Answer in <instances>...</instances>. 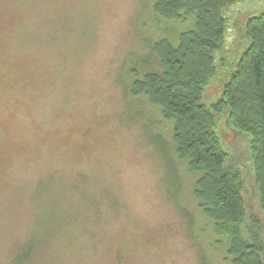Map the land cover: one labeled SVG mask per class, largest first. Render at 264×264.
Returning <instances> with one entry per match:
<instances>
[{
  "label": "rangeland",
  "instance_id": "obj_1",
  "mask_svg": "<svg viewBox=\"0 0 264 264\" xmlns=\"http://www.w3.org/2000/svg\"><path fill=\"white\" fill-rule=\"evenodd\" d=\"M156 0H0V264H230L198 208V174L171 124L131 84L161 66L152 52L192 28ZM264 0L223 11L224 45L203 102L217 101L249 46ZM216 130L257 212L247 139ZM165 148V149H164Z\"/></svg>",
  "mask_w": 264,
  "mask_h": 264
},
{
  "label": "trees",
  "instance_id": "obj_2",
  "mask_svg": "<svg viewBox=\"0 0 264 264\" xmlns=\"http://www.w3.org/2000/svg\"><path fill=\"white\" fill-rule=\"evenodd\" d=\"M243 0H156L155 16L180 22L192 16L194 24L152 52L161 71L135 80L131 98L144 97L171 124V139L180 162L198 174L193 198L212 223L216 245L225 249L230 264H264V15L248 19L249 46L236 62L220 98L210 105L204 92L215 72V56L224 45L223 11ZM247 139L254 178L257 212H249L243 199V179L217 132L216 116ZM165 149V148H164ZM202 264H208L201 257Z\"/></svg>",
  "mask_w": 264,
  "mask_h": 264
}]
</instances>
